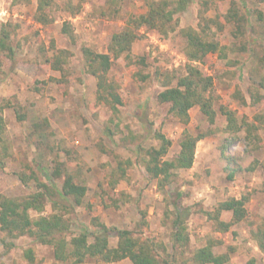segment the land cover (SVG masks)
I'll use <instances>...</instances> for the list:
<instances>
[{
	"label": "rangeland",
	"instance_id": "rangeland-1",
	"mask_svg": "<svg viewBox=\"0 0 264 264\" xmlns=\"http://www.w3.org/2000/svg\"><path fill=\"white\" fill-rule=\"evenodd\" d=\"M55 1L51 8L55 21L45 26L34 18L37 0H0V30L6 26L11 31L15 48L14 59L0 53V104L18 102L25 115L19 120L13 107L2 113L10 155L0 163V194L21 197L37 189L34 178L24 184L20 174L35 173L41 181L62 188L64 178L52 176L61 164L64 174H73L76 183L87 187L82 203L47 198L44 211L31 210V215L63 214L71 224L68 238L85 232L92 241L99 230L96 218L111 228L130 229L153 240L157 255L173 264H194L193 253L210 240L222 242L215 247L217 253L235 248L229 264H247L252 258L264 264V253L251 235L264 218V122L254 130L259 137L254 142L243 129L229 146L228 153L236 155L242 166L230 179L221 153L229 137L227 119L220 111L225 106L236 112L239 121L246 117L252 123L256 115L264 114V0H189L188 7L175 15L177 27L168 35L142 28L132 47L135 63L122 56L109 72L123 99L118 113L97 102V81L86 70L82 49L107 51L112 34L125 28L132 16L145 12L148 0H123L118 13L109 9L106 0H83L82 11L75 16L65 9L69 0ZM65 21L72 24L74 40L62 32ZM188 27L199 31L204 27L206 35L223 47L193 62L213 77L218 112L214 123L195 106L184 124L171 114L170 103L158 100L164 88L186 73L189 60L182 30ZM61 49L70 55L64 73L48 62ZM140 57L145 64L137 63ZM185 129L204 135L197 143L194 164L175 169L170 182L161 187L145 168L147 149L160 145L155 133L161 131L172 141L164 158L173 159L180 152ZM122 162H126L124 176ZM247 194L246 218L226 233L217 231L207 212L221 201ZM52 199L58 202L56 209ZM179 211L186 214L189 234L183 254L174 247L172 236ZM231 217L229 212L223 214L226 220ZM109 240L116 246V233ZM29 248L35 254L34 264H132L128 258L110 263L94 258L83 263L59 261L51 245L28 234L12 238L0 229V264H30Z\"/></svg>",
	"mask_w": 264,
	"mask_h": 264
},
{
	"label": "trees",
	"instance_id": "trees-1",
	"mask_svg": "<svg viewBox=\"0 0 264 264\" xmlns=\"http://www.w3.org/2000/svg\"><path fill=\"white\" fill-rule=\"evenodd\" d=\"M82 1L78 0V3L75 4L73 0H69L65 4V9L72 16H75L82 11ZM122 1L106 0V3L113 13H118L120 11L119 4ZM56 4L55 0H37L35 20L45 26L52 24L55 18L51 8ZM188 5L189 0H148L145 12L132 16L125 28L112 34L107 51L100 52L90 47L82 49L86 70L97 81L96 100L98 103L107 105L115 113H118L119 106L123 105V99L119 92V84L109 75L115 60L124 56L129 63H135L132 59V47L141 38L140 31L142 28L156 29L163 35H168L177 27L178 20L175 15L185 10ZM236 15L237 12L231 14L233 17ZM62 32L74 40L73 27L69 21L64 22ZM182 33L187 41L186 55L189 60L186 73L178 77L175 85L164 88L158 94V100L161 103H170L171 114L184 124L189 123L190 109L195 106H198L207 119L214 123L218 112L214 107L215 99L212 94L213 77L205 75L193 62L202 61L207 54L219 52L223 47L218 40L206 35L204 27L201 31L188 27L183 29ZM0 53L11 59H14L15 56L11 31L6 26H2L0 30ZM69 56L67 50L61 49L48 62L53 70L64 73V65L68 62ZM137 63L145 64V58H138ZM138 74L143 79L148 78L147 74L141 72ZM7 107L14 108L19 120L25 119V115L20 112L18 102L0 104V163H3L4 159L10 155L9 145L5 138L6 121L2 114L4 108ZM220 111L226 116L225 130L229 133V137L226 138V142L221 148V153L228 162L226 168L228 177L233 179L236 173L242 170V166L237 164L236 155L228 153L230 152L229 146L237 142L238 134L243 129H245L250 142L258 139V136H254V130H257L260 127L259 124L264 122V114L256 115V122L252 123L248 122L246 117L239 121L236 112L225 106H221ZM155 137L160 140V145L147 149L148 159L145 160V168L151 178L159 180V185L162 187L170 182L175 169L192 167L195 161L197 143L204 135H194L185 129L180 142V152L173 159L164 158L172 141L161 131H157ZM60 165H57L58 168L56 166L57 169L53 171L52 176L64 178L62 188H57L53 183L49 185L41 181L35 173H32L33 176L20 174L19 178L24 184H28L29 178H34L37 189L21 197L0 194V229L2 231L12 238L28 234L42 244L51 245L54 248V256L59 261L72 260L75 263H83L88 258H94L104 263H110L128 258L132 264H173L171 260L161 259L157 255L153 240L136 236L130 229L111 228L95 218V224L98 225L99 230L92 235L93 240L91 241L85 232L74 234L68 238L67 234L71 229V224L63 214L54 213L49 216L33 217L31 210L43 212L47 198L58 197L64 200L74 198L76 204L82 203L87 187L76 183L73 174L69 172L64 174ZM124 165L126 162H122L119 167L122 171L121 176L125 175L126 166L124 167ZM249 200L250 194L241 198L232 197L221 201L213 211L207 212V216L212 220L217 231L226 233L234 224L246 218ZM51 201L53 208L56 209L58 202L54 199ZM227 212L232 214L231 220L223 218V214ZM185 216L184 212H178L172 235L173 245L180 249L181 254L187 250L189 245ZM111 233H116L118 237L116 246L110 244L109 235ZM251 235L264 253V218L260 224L251 229ZM218 243L222 244L221 241L210 240L207 245L197 249L190 260L194 264H229L235 248L230 246L225 252L217 253L215 247ZM26 257L30 264H34L35 254L31 248L27 249ZM247 264H257L256 259H250Z\"/></svg>",
	"mask_w": 264,
	"mask_h": 264
}]
</instances>
